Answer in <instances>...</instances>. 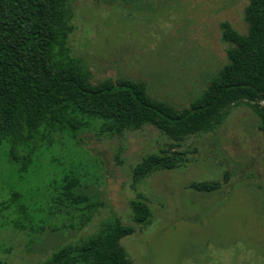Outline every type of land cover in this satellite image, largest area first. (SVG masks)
<instances>
[{
    "label": "rangeland",
    "instance_id": "obj_1",
    "mask_svg": "<svg viewBox=\"0 0 264 264\" xmlns=\"http://www.w3.org/2000/svg\"><path fill=\"white\" fill-rule=\"evenodd\" d=\"M247 0H75L69 55L88 69L92 81L129 78L149 93L185 107L225 62L220 23L244 33ZM247 106H233L212 132L176 142L144 126L119 136L78 135L75 147H42L43 163L59 172L80 173L88 194L103 204L81 230H58L61 218L45 219L39 232L31 225L18 231L0 226V254L5 264H36L57 246L93 232L111 215L130 223L128 203L143 197L151 212L147 225L120 240L134 264H264V137ZM184 151L187 161L158 170L133 185L132 169L144 156ZM78 160V161H77ZM5 184L46 207L48 179L36 160L31 172H11L0 149ZM50 169V164L47 165ZM45 175V176H44ZM5 176V175H4ZM194 183L217 187L210 193ZM37 189V194H34ZM44 197V198H43ZM30 205L33 207L31 200ZM75 221V211L68 210ZM66 218L64 215L62 216Z\"/></svg>",
    "mask_w": 264,
    "mask_h": 264
},
{
    "label": "trees",
    "instance_id": "obj_2",
    "mask_svg": "<svg viewBox=\"0 0 264 264\" xmlns=\"http://www.w3.org/2000/svg\"><path fill=\"white\" fill-rule=\"evenodd\" d=\"M75 0H0V149L21 183L36 160L48 179L46 207L5 184L0 165V226L21 231L33 225L39 232L45 219L61 218L58 230H81L103 204L88 194L83 171L56 170L39 154L42 147L66 142L78 145L79 134L119 136L144 126L157 129L176 142L216 129L233 106L249 107L264 137V0H247L244 33L220 23L226 44L225 62L203 90L185 107L152 96L144 82L129 78L92 81L83 63L69 55L67 38L73 30ZM187 161L184 151L147 154L132 169L133 185L158 170H172ZM50 164V169H48ZM5 175V176H4ZM45 176V175H44ZM23 183V182H22ZM198 193L217 187L194 183ZM37 194V189L34 190ZM44 198V197H43ZM130 223L111 215L96 229L74 242L57 246L36 264H134L120 240L147 225L151 212L143 197L128 203ZM68 210L75 211V221ZM65 216L66 218L64 219ZM68 217V218H67ZM6 249L0 246V254ZM0 264H5L0 260Z\"/></svg>",
    "mask_w": 264,
    "mask_h": 264
}]
</instances>
